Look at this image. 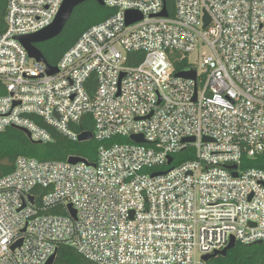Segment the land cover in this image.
I'll return each instance as SVG.
<instances>
[{
    "label": "built area",
    "instance_id": "1",
    "mask_svg": "<svg viewBox=\"0 0 264 264\" xmlns=\"http://www.w3.org/2000/svg\"><path fill=\"white\" fill-rule=\"evenodd\" d=\"M65 1L7 0L0 132L79 142L88 116L101 145L95 163L19 157L0 178V264H47L60 245L94 264H206L264 243V169L242 166L264 153V0H103L113 14L50 75L17 38ZM184 61L196 80L176 76Z\"/></svg>",
    "mask_w": 264,
    "mask_h": 264
},
{
    "label": "trees",
    "instance_id": "2",
    "mask_svg": "<svg viewBox=\"0 0 264 264\" xmlns=\"http://www.w3.org/2000/svg\"><path fill=\"white\" fill-rule=\"evenodd\" d=\"M7 0H0V36L7 29L6 24ZM113 14V10L101 6L95 0H89L78 6L63 32L55 39L37 45V48L43 53L48 63L56 66L69 50L80 38V36L90 27L97 25ZM144 58L143 54H138L140 63ZM177 71H183L190 67L184 61L174 63ZM52 135V141L49 143L35 144L28 137L15 128H7L0 132V178L9 175L15 168V163L19 157L34 158L39 161H65L70 157L87 159L91 163L97 160L100 143L96 140L87 142H73L67 136L59 131L42 124ZM76 131H92L90 117L83 119L82 123L77 125ZM117 142V140H115ZM127 141V140H125ZM113 141L110 142L111 145ZM191 149L174 156L175 163L180 164L187 159H193ZM242 166L244 168L264 169V153L251 159L245 157ZM54 264H94L84 258L75 248L60 245L56 254ZM206 264H264V243L241 245L237 244L231 249L227 256L218 255L210 259Z\"/></svg>",
    "mask_w": 264,
    "mask_h": 264
},
{
    "label": "water",
    "instance_id": "3",
    "mask_svg": "<svg viewBox=\"0 0 264 264\" xmlns=\"http://www.w3.org/2000/svg\"><path fill=\"white\" fill-rule=\"evenodd\" d=\"M87 1H89V0H66L64 5L62 6L58 16H57L55 22L50 27L46 28L45 30H43L37 34H33V35H29V36H22V37L17 38L23 44V46L26 48V50L28 51L30 58H33L37 62L43 63L46 65L48 74H50V75L56 74L58 72V69L56 67H53L52 65H50L48 63V61L45 58V56L43 55V53L37 48V45L57 38L63 32L66 24L68 23V21L72 17L75 9ZM95 1H97L101 6H104L103 0H95ZM162 15L167 16V10L166 9L164 10ZM141 18L142 17L137 13H133V12L127 13L128 24L135 23V22L141 20ZM176 76L179 78H185V79H193V80L197 79V73L194 70H192V71H181V72L177 73ZM15 129L23 132L32 143L42 144L41 142L33 141L32 137H31V133L27 129L18 128V127H15ZM92 140H93V134L90 132L83 133L79 137L80 143L92 141ZM132 140L137 141L139 143L145 142V140L142 138V136L141 137L133 136ZM185 141L186 142H190V141L194 142V139H187ZM69 161H70V163H73V164H76L79 162H86L84 159L78 158V157H72L69 159ZM171 163H172V158L169 159V164H171ZM232 168L236 169V166H234ZM160 174H163V173H160ZM235 176H237V174H235ZM69 208L71 209V206ZM71 213H72L73 217H76L75 211L72 210ZM257 244H263V243L258 242ZM235 246H236L235 241L232 240L231 244L225 250L220 251V252H216L213 255L205 256L203 259H204V261L208 262L210 259H212L213 257L218 256V255L227 256L228 252L231 249L235 248ZM55 259H56V255H54L49 260V262L47 264H54Z\"/></svg>",
    "mask_w": 264,
    "mask_h": 264
},
{
    "label": "rangeland",
    "instance_id": "4",
    "mask_svg": "<svg viewBox=\"0 0 264 264\" xmlns=\"http://www.w3.org/2000/svg\"><path fill=\"white\" fill-rule=\"evenodd\" d=\"M191 61L192 62H196L197 61L195 55L191 56Z\"/></svg>",
    "mask_w": 264,
    "mask_h": 264
}]
</instances>
